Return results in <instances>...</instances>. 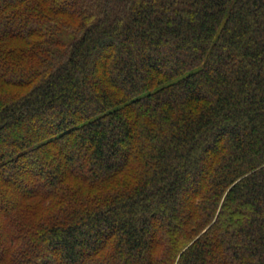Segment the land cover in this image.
<instances>
[{"label":"trees","instance_id":"1","mask_svg":"<svg viewBox=\"0 0 264 264\" xmlns=\"http://www.w3.org/2000/svg\"><path fill=\"white\" fill-rule=\"evenodd\" d=\"M0 264H264V0H0Z\"/></svg>","mask_w":264,"mask_h":264}]
</instances>
